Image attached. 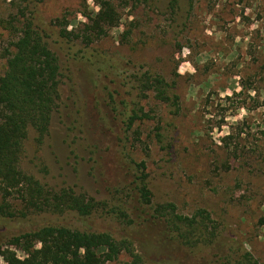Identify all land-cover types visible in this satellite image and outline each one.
Wrapping results in <instances>:
<instances>
[{
	"label": "rangeland",
	"instance_id": "374dc122",
	"mask_svg": "<svg viewBox=\"0 0 264 264\" xmlns=\"http://www.w3.org/2000/svg\"><path fill=\"white\" fill-rule=\"evenodd\" d=\"M106 2L119 18L106 36L90 45L60 38L84 34L87 17ZM173 5L0 0V77L33 10L62 67L50 134L39 147L30 133L22 169L51 189L117 203L130 202L128 190L142 171L137 165L145 163L153 204L172 203L190 218L205 211L221 231L209 249L168 242L160 251L158 227L149 225L138 240L139 246L155 241L146 264H227L221 258L245 252L264 264V0H178L175 11ZM144 73L164 79L179 109L153 91L140 93L132 78ZM134 109L150 118L128 130L125 113ZM30 221L0 217V246L24 258L10 239L57 224L48 217ZM69 224L116 237L125 232L99 216ZM131 263L123 254L111 264Z\"/></svg>",
	"mask_w": 264,
	"mask_h": 264
},
{
	"label": "trees",
	"instance_id": "16d2710c",
	"mask_svg": "<svg viewBox=\"0 0 264 264\" xmlns=\"http://www.w3.org/2000/svg\"><path fill=\"white\" fill-rule=\"evenodd\" d=\"M173 3L172 11H175L178 0ZM32 12L31 19L23 26L21 38L13 45L14 52H7L6 70L0 77V217L22 223L31 219L34 221L30 222L37 223L48 217L57 220V224L43 225L11 238V244L24 258L2 245L0 258L3 262L111 264L126 254L131 264H146L155 241H144L139 246L138 240L143 239L140 234L149 225L158 227L156 245L160 251L167 248L168 242L190 251L212 248L221 231L205 211L190 218L180 215L172 203L153 204L145 163L137 165L142 171L140 175L136 172L128 190L130 202L120 200L117 203L99 202L72 189H51L22 169L30 133L34 132L37 146L44 144L61 101L60 60L47 42L46 30L37 11ZM87 19L89 24L84 26V34L62 32L60 38L69 42L82 39L90 45L119 23L118 13L110 2L103 3L100 12ZM132 79L138 84L140 93L153 91L162 103L179 109L178 98L170 95V87L162 77L144 73ZM149 118L144 110L134 109L125 113L124 124L130 130L138 121ZM78 128L82 131L80 125ZM226 139L232 140L230 136ZM96 216L125 226V232L116 237L111 232H92L69 224L70 219L87 224ZM235 257L229 254L221 259L227 264H258L247 252Z\"/></svg>",
	"mask_w": 264,
	"mask_h": 264
}]
</instances>
